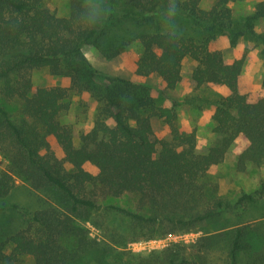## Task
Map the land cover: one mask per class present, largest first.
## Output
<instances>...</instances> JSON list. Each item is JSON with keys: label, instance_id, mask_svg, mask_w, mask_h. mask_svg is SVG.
<instances>
[{"label": "trees", "instance_id": "trees-1", "mask_svg": "<svg viewBox=\"0 0 264 264\" xmlns=\"http://www.w3.org/2000/svg\"><path fill=\"white\" fill-rule=\"evenodd\" d=\"M48 1L0 0V94L7 102H16L22 114L15 121L0 104V157L7 163L0 168V200L11 194L19 176L35 191L51 189L61 195L66 207L29 212L12 206L32 221L34 230L22 229L0 240V264H16L25 256L32 257L34 264H73L78 251L89 243L88 231L77 219L88 220V213L98 208L130 218L146 233L157 226L162 232L168 227L166 233L188 232L228 211L232 204L217 194L208 172L224 162L240 135L247 146L236 169L264 164V98L250 102L240 92L245 55L227 63L212 42L225 34L234 47L241 37L257 35L254 26L264 17V3L254 14L235 18L228 5L243 0H215L209 10L201 7L203 0H101L104 16H100L85 0H70L68 16L58 17L47 7ZM171 8L176 9L174 16L169 14ZM121 18L154 26L140 35L142 54L135 73L158 77L164 84L158 90L161 96L171 99L169 92L182 81L187 58L197 63L191 77L197 87L212 84L228 89V96L212 102L218 141L207 152H197L195 133L179 129L180 102L172 100L170 108L160 106L146 83L110 77L87 62L84 48L101 45L110 26ZM180 24L193 34L176 29ZM257 37L264 44V36ZM120 50L113 45L107 57ZM45 68L69 77L78 92L96 91L103 96L105 113L80 135L79 146L71 128L59 119L68 108L69 89L33 90V71ZM107 80L113 87L97 84ZM153 117L170 126L171 141L154 138ZM108 118L113 127L106 123ZM51 140L59 146L61 157ZM258 195L264 196V183ZM108 197H128L133 210L102 205ZM256 199L253 193H243L236 205ZM247 237L246 227L233 230L230 264H238L240 252L249 248ZM166 262L188 260L171 248Z\"/></svg>", "mask_w": 264, "mask_h": 264}, {"label": "rangeland", "instance_id": "rangeland-1", "mask_svg": "<svg viewBox=\"0 0 264 264\" xmlns=\"http://www.w3.org/2000/svg\"><path fill=\"white\" fill-rule=\"evenodd\" d=\"M171 1L176 3L179 0ZM214 1L203 0L201 7L209 10ZM85 2L100 16H104L101 0ZM262 3L264 0H243L232 2L228 7L235 18H243L254 14ZM46 5L58 17H66L70 12V0H49ZM175 28L183 30L185 34H193L186 25L180 24ZM254 28L257 35L264 36V17L255 22ZM152 30L154 26L151 24L121 18L110 26L101 45L85 47L83 52L87 62L96 70L110 77L149 85L150 94L158 105L170 108L172 100L180 102L176 108L178 127L187 134L195 133L197 152L205 153L218 141L213 132L215 123L212 116L215 107L212 102L228 96L229 91L224 86L212 84L197 87L191 79L197 63L187 58L182 64V81L176 89L169 92L171 99L161 96L158 90L163 89L164 84L158 77H141L135 73L136 63L142 54L140 35ZM257 35L241 37L234 47L225 34H219L212 42V48L219 50L227 63L245 55L239 88L250 102L264 98V44ZM113 45L119 46L120 53L108 58ZM32 84L34 91L41 87L56 86L69 89L66 99L68 108L59 119L63 125L71 128L76 146L80 145V135L89 132L98 116L105 113L103 96L95 93L96 91H76L71 87L69 77L53 75L45 68L33 71ZM97 84L113 87L108 80ZM1 87L2 82L0 91ZM0 104L15 121L21 120L22 114L16 102L9 103L0 94ZM151 122L156 140H172L171 128L164 120L153 117ZM106 123L110 127L114 126L111 118ZM51 143L61 157L59 146L54 140ZM246 146V139L240 135L230 147L224 162L212 166L208 172L211 184L217 186V194L232 204L228 211L198 224L188 232L166 233L168 227L162 232L163 229L157 226L153 228V232L146 233L133 220L115 211L105 208L91 210L88 220L77 219L78 224L87 229L89 243L78 251L73 264H167L166 254L171 248L188 260L184 264H230L228 252L233 230L237 227L247 228L249 244L247 250L240 252L238 264H264V196L258 195L264 183V164L249 165L245 171L237 170L235 164ZM6 164L0 157V168L6 167ZM87 168L94 171L91 167ZM243 193L255 194L256 201L236 205ZM101 204H113L133 210L128 197H108ZM12 206L29 212L49 206L64 210L66 200L51 189L35 191L22 177L15 176V188L8 197L0 200V240H5L13 232L22 229L29 232L34 230L32 221ZM16 264H34V259L25 256Z\"/></svg>", "mask_w": 264, "mask_h": 264}, {"label": "clouds", "instance_id": "clouds-1", "mask_svg": "<svg viewBox=\"0 0 264 264\" xmlns=\"http://www.w3.org/2000/svg\"><path fill=\"white\" fill-rule=\"evenodd\" d=\"M169 14L174 16L176 14V9L175 8L169 9Z\"/></svg>", "mask_w": 264, "mask_h": 264}]
</instances>
